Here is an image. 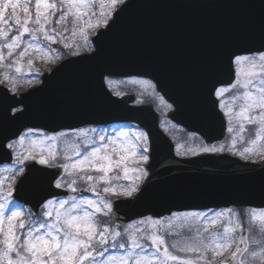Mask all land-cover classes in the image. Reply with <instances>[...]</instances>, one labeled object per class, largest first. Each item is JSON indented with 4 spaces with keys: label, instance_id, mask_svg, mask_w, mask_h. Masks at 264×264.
I'll return each instance as SVG.
<instances>
[{
    "label": "water",
    "instance_id": "obj_1",
    "mask_svg": "<svg viewBox=\"0 0 264 264\" xmlns=\"http://www.w3.org/2000/svg\"><path fill=\"white\" fill-rule=\"evenodd\" d=\"M92 40L94 52L65 55L40 86L20 95L0 86V164L14 161L7 143L26 128L57 132L131 121L150 135L149 176L135 197L113 201L114 225L209 207L264 208V161L218 152L180 159L152 105L132 107V96L116 98L104 82L105 76L150 78L174 105V122L208 143L223 140L227 126L214 92L235 80L233 53L264 45V0H127ZM25 170L13 196L35 213L47 199L71 195L55 187L61 167L28 161Z\"/></svg>",
    "mask_w": 264,
    "mask_h": 264
},
{
    "label": "snow or ice",
    "instance_id": "obj_2",
    "mask_svg": "<svg viewBox=\"0 0 264 264\" xmlns=\"http://www.w3.org/2000/svg\"><path fill=\"white\" fill-rule=\"evenodd\" d=\"M123 3L124 0H100L97 14L92 11L95 0H0V67L8 68L3 73L4 80L14 86L16 76L25 74L27 56L53 58L51 46L60 42L56 28L49 27L53 22L60 25L69 19L74 24L87 21L71 32L73 37L79 32L87 42L88 30L101 26L97 16L103 17L102 23L107 26L109 10ZM230 62L237 79L228 87H219L214 95L222 98L233 92L227 100L219 101L220 108L226 109L227 132L231 134L227 150L247 158L250 153H264V45L243 54L233 53ZM33 65L34 61L28 59L27 74H32ZM136 83L155 92L149 80ZM159 99L164 102L163 97ZM246 125L255 126V138L246 139ZM70 133L72 140L79 143L70 145L65 139L61 148V138H67L69 133L47 135L28 129L7 144L9 149L18 147L15 163L20 167L3 170L12 174L8 177L11 180L17 172H24L25 161L59 166L69 179L57 180L56 188L82 193L78 185L84 184L87 191L96 193L97 199L82 194L55 197L47 199L38 214L25 212L19 207L9 208L14 204L12 190L4 193V182L0 180V264H264V208L248 210V235H244L239 213L232 208L173 213L167 218L146 217L122 228L102 222L100 217L108 216L112 210L108 197L132 196L139 190L138 182L147 175L143 167H129L128 162H148V133L136 127L114 129L111 134L96 128L71 129ZM238 144L246 146L238 148ZM200 151L223 152L225 147H202ZM188 152L192 149L184 154ZM60 160L64 163L58 165ZM121 179L131 183H114ZM101 184L102 190L97 191ZM177 222H182L179 231ZM257 222L258 227H254ZM169 237L178 238L169 241ZM110 248L121 251L107 254Z\"/></svg>",
    "mask_w": 264,
    "mask_h": 264
},
{
    "label": "rangeland",
    "instance_id": "obj_3",
    "mask_svg": "<svg viewBox=\"0 0 264 264\" xmlns=\"http://www.w3.org/2000/svg\"><path fill=\"white\" fill-rule=\"evenodd\" d=\"M124 1H126V0H124ZM99 3H100V0H95V6L92 9V11L97 12V14L100 11ZM120 5L121 4H118L115 7L114 10H109V12H108L109 20L112 18L115 10H117L118 9L117 7L120 6ZM97 18L101 20V26L98 27V28H93V29H89L88 30V41L87 42H85L83 37L81 35H79V32H77V35L75 37H73L72 34H71L72 29L74 27L79 29L87 21H81V22H77L76 24H74L73 21L71 19H69L67 23L60 24V25H57V24H55V22H53V24L49 25V27H55L56 31L60 34V41H63V44H60L58 42V43L53 44L51 46L52 49L54 50L52 52V57L53 58L49 59L47 56H44V55H30V56L25 57V59H24L25 74L16 76L14 86H13L12 83L4 80L3 73L8 71V68L6 66L5 67H0V84H2V85L4 84L12 93L20 92L23 89H27L28 90L30 88L36 87V86L41 84V75L44 72H50L55 66H57L61 62L64 53H67V54H69L71 56H76V55H79L81 53H90V52H92L93 51V44L90 41L91 38L94 35H96V33L99 31V29H102V28L106 27L102 23L103 17H99V15H98ZM65 29H68V31L66 32ZM25 39H27V37H25ZM64 44H70V45H72V47L66 48V47H64ZM28 59H32L34 61V65L32 67V74H27V72H28L27 60ZM7 63H9L8 60L5 61V65H7ZM10 74L11 75H16L14 72H12ZM140 80H145V79H141V78L140 79L139 78H129V79L119 78L118 79V78L107 77L106 78V83H107V85H109V88H111V91L116 96H122V95H124L126 93H131L134 90H136L137 91L136 95L138 97L137 99L140 100V102L142 100L152 101L153 103H155L156 107L158 106L160 111H162V112L165 111L166 107H168L167 103L165 101L163 103H161V101L159 99L161 96L156 92V89H155V92H153V90L151 88H147L146 89L143 85L136 83V81H140ZM108 81H111V84H109ZM128 83L131 86L127 87ZM133 87H135L134 90H132ZM116 93H120V95H117ZM232 95H233V92L229 91L228 93H225L224 97L219 98V99L220 100L221 99L227 100ZM221 109L225 113L226 109H223V108H221ZM162 117H163V115H162ZM226 119L228 120L227 115H226ZM163 125L169 130V132H171L170 136L174 139V142L175 141L177 142V152L176 153H178V155H180V156H186V157L193 156L196 153H200L201 152L200 149L202 147H210V146H205L204 144H201L198 137H195V136H193L191 134H188V133L185 134L186 132L185 133L182 132V130L180 128H178V127L172 126V128H171L166 122ZM128 127H136L138 130H140V128L138 126H136V125H134L132 123L131 124L128 123L127 126H121L119 124H114V125H110L108 127H106V126H101V127L89 126V127H83V128H80V129H89V128H96L97 130L103 129V130H106L109 134H111L114 129L119 130L121 128H128ZM38 130H40V129H38ZM40 131L45 133V134H47V135L59 134L61 132L69 133V136L67 138H63V137L61 138V141H60V147L61 148L64 147V140L65 139L68 140V143L70 145L72 143H79V141H75L74 142L72 140L70 131H60V132H57V133H51V132H47V131H43V130H40ZM245 137H246V139L255 138V126L246 125ZM230 140H231V134L229 133L228 138L225 141H223L221 143L213 144L211 146L219 147L221 144H223L224 147H225V151H223V152H228L229 154H231L233 156H236L238 158H241L243 160H248V161L250 160V161L256 162V161H260V160L264 159V153H250V154H248L247 158H243V157L239 156L238 154H234L233 152L228 151L227 149L231 146ZM179 145H184V147L183 148L178 147ZM243 146H246V145H240V144L237 145L238 148H242ZM81 147H83V146L81 145ZM189 148L192 149V152H188L187 154H184L187 151V149H189ZM10 150L13 151L15 153V155H16V152L19 149L17 147V148H13V149H10ZM38 151L39 150L37 149V152ZM193 153H195V154H193ZM116 158L117 157L114 156V159H116ZM57 163L59 165V164L64 163V161L60 160ZM146 164H135L131 160L128 162V166L129 167H143L144 169L146 168ZM8 166H11L12 168H16V167H20V165H17L16 163H14L13 165L0 166V180H3V182H4V186H3L2 191L4 193H7L9 191V189L12 190V197L11 198L14 201V204L9 205V208L19 207L21 210H24L25 212H27V211H29V209L27 207L19 204V202H17L13 198V192H14L15 184H16V182H18L17 180L21 177V175L23 173L17 172L15 174V176L11 180H9L8 177H10L12 174L10 172H8V171H4L3 170V169H5ZM109 175H113V173H110ZM120 175L122 176V171H120ZM133 175H135V174H133ZM146 176H144L138 182L139 188H140V185L144 181ZM61 178L69 179V177L65 174V172L63 173ZM114 183L128 184V183H131V182L130 181H124L123 179H121L120 181H114ZM78 187L81 188V189L82 188L86 189V186L84 184H79ZM102 187H103V185L101 184L100 187H98L97 191H101ZM136 193H134V194H136ZM94 194L95 195L93 196V198L92 197H88V198L97 199L96 193H94ZM73 195H77V193H73ZM105 195H107V194H105ZM77 196H79V195H77ZM132 196H123V195H121V196H109L108 198L112 202L114 197H116V198H124V197L125 198H130ZM111 212H112V210H111ZM189 212H193V211H189ZM183 213H185V212H180V213H176V214H183ZM103 217H107L108 221L111 222V213L108 216H103ZM101 218H102V216L100 217V219ZM165 218H167V217H165ZM245 219H247L248 224H249L250 216L248 215V212H246ZM136 221H138V220H136ZM136 221H134V222H136ZM134 222H132V223H134ZM254 225H253L254 227H258V222L255 223ZM176 228H177L178 231L181 230L182 222H177ZM185 234H187V233H185ZM174 238H178V237H169L168 239H169V241H171V239H174ZM109 251H110V253H108V254H112V253H115V252H118V251H121V250H119V249H110Z\"/></svg>",
    "mask_w": 264,
    "mask_h": 264
},
{
    "label": "trees",
    "instance_id": "obj_4",
    "mask_svg": "<svg viewBox=\"0 0 264 264\" xmlns=\"http://www.w3.org/2000/svg\"><path fill=\"white\" fill-rule=\"evenodd\" d=\"M23 90H24V89H23ZM23 90H22V91H23ZM103 221H107V218H103Z\"/></svg>",
    "mask_w": 264,
    "mask_h": 264
}]
</instances>
